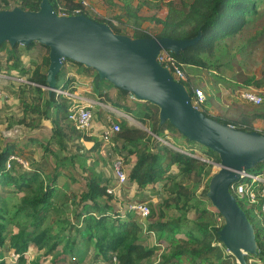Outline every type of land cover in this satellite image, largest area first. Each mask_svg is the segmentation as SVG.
<instances>
[{"label": "trees", "instance_id": "obj_1", "mask_svg": "<svg viewBox=\"0 0 264 264\" xmlns=\"http://www.w3.org/2000/svg\"><path fill=\"white\" fill-rule=\"evenodd\" d=\"M41 1L2 0L0 9L19 7L37 11ZM48 1L57 13L60 12L58 0ZM66 1L67 14L81 6V3ZM105 1L110 6L115 5V0ZM148 1L152 0H138L133 6V0H118L121 3L119 10L126 16L125 19L121 18V14L106 16L84 9L81 13L106 24L113 33L131 39L150 37L141 26L143 20H151L161 26L155 37L189 39L199 35L195 44L173 55L186 71H214L211 74L212 84H227L230 81L218 72V53H227V42L245 29L244 26L255 28L250 41H258L264 36V23L254 24L260 9L264 8V0H169L164 4L167 10L164 18L138 15L140 7L149 4ZM159 6L155 5L161 8ZM127 27L131 29L130 35L126 33ZM35 44L31 42L23 47L29 50ZM41 46L48 54L49 48ZM7 47L10 51L5 53V66L0 60V71L4 74L16 69L25 72L27 68L16 54L19 44L10 46L8 42H2L0 52ZM67 62L77 64L84 74L92 78L97 96L106 104L117 101L116 91L123 93L121 104L151 133L135 122L118 118L120 129L114 136V155H120L128 166L127 179L137 192L157 184L164 193L162 206L165 209L173 206L181 212L163 217L164 210L158 214L150 206L146 232L142 231L136 214L123 208L120 194L114 196L107 193L111 180H103L102 171L94 166L99 162L106 163L100 154L102 140L86 135L83 130L68 123L70 101L43 89L48 85L46 71L42 70V62L34 59L27 70L30 72L28 80L34 85L27 84L26 87L32 89L35 95L26 100V96L23 97L25 88L19 91L23 116L18 123L34 129L44 120L49 122L46 139L37 140L42 149L39 158L49 161V168L45 169L35 161L29 162V170L17 161H11L10 167H7L9 156L13 153L21 156L22 152L13 139L0 142V264H238L234 255L223 252V247L218 245L221 243L218 231L224 219L206 196L209 180L218 169L212 163L162 143L154 135L164 138L165 131L170 127L173 134H178L191 145H201L188 140L169 122L161 124L158 106L131 98L127 91L100 79L94 69L81 63L65 59L56 76V87L68 89L71 84V79H65L62 84L58 82L59 76L65 73ZM48 64L47 57L46 67ZM188 76L187 73V79L181 83L193 98V89L200 88L201 79ZM261 84L255 75H251L244 80L243 87H259ZM209 104L208 98H204L199 107L206 116L239 130H256L264 134L263 129L257 130L253 126L256 120L264 121V106L244 105L238 108L234 117L229 118L209 115L205 107ZM34 114L38 116L35 123L28 124L26 119ZM87 141L93 143L86 146ZM176 146L196 154L191 148ZM205 150L207 160L219 161L215 152ZM131 156L135 157L134 161H131ZM80 158L92 159V164L82 165L77 161ZM249 172H264V163L256 164ZM60 175L66 177L62 185L58 184ZM122 190L129 197L126 202L136 199V195L128 194L129 187L123 186ZM237 203L252 224L255 235L256 252L243 256L245 264H264V214L260 213L259 204L247 207L246 200L242 198ZM219 216L221 222L217 221ZM149 233L154 235L156 243L153 245L147 244ZM5 249L10 259H6Z\"/></svg>", "mask_w": 264, "mask_h": 264}, {"label": "water", "instance_id": "obj_2", "mask_svg": "<svg viewBox=\"0 0 264 264\" xmlns=\"http://www.w3.org/2000/svg\"><path fill=\"white\" fill-rule=\"evenodd\" d=\"M198 39L199 35L131 39L84 14L58 15L48 0H42L37 11L0 9V43L24 46L36 42L49 48L48 85L44 86L48 91L56 88V76L65 59L81 63L135 100L158 106L161 124L169 122L188 140L218 155V162L203 159L218 166L206 196L224 219L218 231L220 242L238 264H245L243 256L256 252L254 229L229 185L241 172L264 163V134L239 130L203 114L192 105L183 84L156 60L160 49L178 53Z\"/></svg>", "mask_w": 264, "mask_h": 264}, {"label": "rangeland", "instance_id": "obj_3", "mask_svg": "<svg viewBox=\"0 0 264 264\" xmlns=\"http://www.w3.org/2000/svg\"><path fill=\"white\" fill-rule=\"evenodd\" d=\"M138 0H133V6L137 4ZM169 0H152L148 1L149 4H143L139 11L138 15L149 17V16H156L159 18H164L167 10L166 6L164 5L165 2ZM90 2L93 5V12H96L100 15H106V16H114V15H122V19H125L126 16L121 13V10H119V6L121 5L118 0H115V5L110 6L106 3L105 0H90ZM0 4H2L0 2ZM161 8L155 7V5H159ZM159 6V7H160ZM120 12V13H119ZM264 23V8L260 9V13L258 15V18L255 20L254 24L259 25ZM142 28L149 34L150 36L154 37V35L158 34V32L161 29V26L154 21L151 20H143L141 24ZM245 29H243L239 34H237L233 39H230L227 42V53L225 52L224 55L222 53H218L220 58L219 61L216 62L218 66V72L222 74L225 78H228V83L226 82L219 83V84H212L211 74L214 72H208L207 70L200 69V70H194V71H185L188 73V77L191 79L193 78H200L201 84L200 88L204 93V97L208 98V102L210 103L208 106H205L206 109L211 106L214 108L216 114L215 116H228L229 118H232L237 113V110L239 107L237 106H244V105H250L242 103L243 100L236 98L235 94L231 95L229 93H226L223 97L220 98L219 95H221L219 88H223L226 90L230 89H239L244 88L243 82L245 79L250 77L251 75H255L256 79L260 80L262 82L261 85H259L258 88H264V36H262L258 41H250L251 36L255 32L254 27L250 26H244ZM127 35L131 34L130 27H127L126 30ZM9 47L6 48L4 52H0V60L3 66L4 64V57L5 53L7 54L9 52ZM24 53V59H21V62L24 66H26L27 70L31 65V61L34 59H39L42 62V70L47 71L46 67V60L48 57V54L45 50V48L41 45H36L34 48H31L29 50H26L22 45H19L18 49L16 50L17 55H21ZM27 54H29L27 56ZM30 59V60H29ZM185 68V67H184ZM21 72L16 70H12L9 72V74H4L2 71H0V91L1 96L5 99H10V103L1 104L0 102V142L3 143L7 140H15L18 143V149L21 150L23 156L24 151L27 153V157H22L25 159L28 163L31 162V158L34 157V161L38 162V164L42 165L46 168H49V161L40 159V154L42 153V149L39 146L37 140H44L47 137L48 134V125L49 122L47 120H44V123H41L38 125V128L31 129L27 127L26 125L19 124L18 120H20L23 116L22 113V107L20 105V96L19 91L22 88H25L26 94L23 95L26 96V100L29 99L30 96L35 95L33 90L29 87H26L27 84L25 82H19L16 78L22 77L26 80H28V77L30 75V72L28 71ZM186 70V69H185ZM58 82H61V76H59ZM210 83L213 86H210ZM34 85V84H30ZM105 85H108L105 83ZM186 88V87H185ZM46 89V88H43ZM186 90V89H185ZM236 91V90H235ZM6 94L10 95V98H6ZM85 96L92 99L93 106L91 108V111L93 113V123L92 128L86 133V135H93L96 136L99 139V128L106 125L107 116H110L115 121L119 118H125L126 120H129V122H133L132 119H129V117L133 118L134 115H131L125 107L121 104L124 100V96L120 98L119 101H116L114 104H106L104 100L99 99L97 96L95 89L93 88L91 92H86ZM22 97V98H23ZM224 98V99H222ZM232 99V100H229ZM245 102V101H244ZM247 103V102H246ZM5 104L7 107H5ZM236 104V107L234 105ZM264 106V103L259 105V107ZM233 107V108H232ZM121 112V113H120ZM123 113V114H122ZM124 114L128 115L129 117L124 116ZM133 116V117H132ZM38 118L36 114L32 115V118H27L26 122L28 124H34L35 119ZM34 119V120H33ZM136 125L142 126L147 133H151L147 128V126L143 125L141 122L135 120ZM69 123V122H68ZM70 124V123H69ZM147 127V128H146ZM18 130V131H17ZM264 130V129H263ZM10 132V135L4 136V133ZM165 137L172 143L176 145H182L184 148H191L196 154V156H200L205 158L204 156L208 157V154L206 153L205 148L190 144L188 141L183 139L178 134H173L171 132V128L168 127L167 131H165ZM18 136H21L19 138ZM18 137V138H17ZM32 140L31 145L27 146L28 143H30ZM36 140V141H35ZM25 141V142H24ZM93 142L87 141L85 142L86 146H90ZM172 147V146H171ZM177 147V146H176ZM51 148H54L51 147ZM180 148V146H178ZM175 149V148H174ZM17 152V151H16ZM101 156L105 159L106 163L99 162V163H93L96 167V170H101L103 173V180L109 179L111 180V183L114 181V170L112 167V161L114 155L113 149H109V145L105 146L102 145V150L100 151ZM29 156V157H28ZM134 156L131 157V161H134ZM80 164L88 166L92 164V159H78L77 160ZM124 168L126 170L128 169V166L124 163ZM213 166L218 169V166L216 164H213ZM30 167V165H29ZM66 177L64 175H60L58 178V184L62 185V183H65ZM130 188V191L128 192L129 195H136L137 201H143L146 202L149 206L154 208L157 213L159 214L161 210H164L163 217L170 216V215H176L179 214L181 211L179 209L173 208V206L164 208L161 204V197L164 196V193L160 189V187L156 184L154 187L148 186L145 190L137 192L134 189V185L131 184L128 179L124 187ZM70 188H74L73 186H69ZM231 194L235 196L237 200H239V197L234 193L233 190H230ZM122 198L123 204L126 203V200L129 199V197H126L127 192L125 190L118 192ZM247 207L250 205H246ZM161 208V209H160ZM142 226V231L146 232V218L145 219H139L138 220ZM156 242H154V235L153 233H149L147 237V244L153 245ZM218 245L222 248L223 252L230 253L221 243H218ZM6 254V259H10V255H8L7 249L4 250ZM46 264H49L47 262ZM102 264V263H100Z\"/></svg>", "mask_w": 264, "mask_h": 264}, {"label": "built area", "instance_id": "obj_4", "mask_svg": "<svg viewBox=\"0 0 264 264\" xmlns=\"http://www.w3.org/2000/svg\"><path fill=\"white\" fill-rule=\"evenodd\" d=\"M1 1L2 0H0V2ZM66 2V0H58L57 7L60 11L58 13L56 12L58 15L83 14L81 13L83 9L94 11L93 6H91L89 0H72V2L74 3H81V6L71 9V14H67L69 11L66 7ZM156 60L162 67L166 68L169 71L174 80L182 82L187 79V73L185 72L186 70L184 68V65L175 58L172 51L168 49H160ZM16 79L19 82L32 84L29 80H26L22 77H17ZM53 92H55L57 95L59 94L66 97L70 101V106L67 110V121L76 129L83 130L87 133L92 128L93 123V113L91 111V108L93 106L92 99L79 96L74 91H69L68 89H63L62 87L54 88ZM193 94L194 97L191 98V103L195 108L199 109L201 102L205 98L204 93L201 88H194ZM234 94L236 98H239L245 102L251 103L256 106H259L264 103V88H258L257 86H249L239 88L234 92ZM129 96L133 98L132 94L130 93ZM124 116L129 117L126 114H124ZM129 119L132 118L129 117ZM132 121L135 122L133 119ZM106 122V125L100 128V133L98 136L99 139L102 140L103 144L105 146L109 145V149L112 150L114 149V136L119 131L120 126L118 122L110 116H107ZM10 134V132H5L4 136ZM154 137H156L162 143L172 146L176 150H180L194 157L206 159L203 157L196 156L195 154H191L189 151L181 150L180 148L171 145L170 143H168L166 137L162 138L157 135H154ZM11 161H17L25 169H30L29 163L21 156H18L16 153H13L9 156L6 164L7 167H10ZM111 164L114 170V181L108 185L106 191L108 194L118 196V192L127 182V170L126 168H124L125 166L123 163V158L118 154L113 157V161ZM229 190H233L239 198L245 199L246 203L250 206L259 204V211L261 214H264V172H241L238 180L229 185ZM123 208L126 210L133 211L139 219H147L150 214V206L143 201H128L123 204ZM217 221L221 222L222 218L220 216L217 217Z\"/></svg>", "mask_w": 264, "mask_h": 264}, {"label": "crops", "instance_id": "obj_5", "mask_svg": "<svg viewBox=\"0 0 264 264\" xmlns=\"http://www.w3.org/2000/svg\"><path fill=\"white\" fill-rule=\"evenodd\" d=\"M36 45H40V44H38V43H36L35 44V46ZM23 46V45H22ZM34 46V47H35ZM33 47V48H34ZM29 54H27V56H28ZM30 56V55H29ZM20 58L23 60L24 59V53H22L21 55H20ZM30 60V59H29ZM65 73L64 74H62V76H61V84H62V82H64L65 81V79H71V84H70V86H69V88L68 89H71L72 91H74L76 94H78L79 96H82V97H87V96H85V93L86 92H91V90L93 89V85H92V78L91 77H89V76H87L86 74H84L83 72H82V68L80 67V66H78L77 64H75V63H73V62H67L66 64H65V71H64ZM235 90H237V89H230L229 91L228 90H226V89H223V88H219V91H220V93H221V95H219L220 96V98L221 97H223L224 95H226V93H229L230 94V96L233 94L234 95V92H235ZM116 96H117V98H116V100L117 101H119L120 100V98L121 97H123L124 95H123V93L121 92V91H116ZM6 98H10V95H7L6 94ZM88 98V97H87ZM124 98V97H123ZM4 99V97L3 96H0V102H1V104L3 103V100ZM222 99H224V98H222ZM3 100V101H2ZM10 99H5V101H4V103H6V104H9L10 103V101H9ZM229 100H232V99H229ZM3 103V104H4ZM242 103H245V104H250V103H246V102H244V101H242ZM6 104H5V107H7L6 106ZM246 106V105H245ZM237 107H239V108H242V106H237ZM207 113L209 114V115H211V116H215V114H216V112H215V110H214V108L213 107H211V106H209L208 108H207ZM133 119V118H132ZM253 126H254V128L255 129H257V130H260V129H264V121H262V120H256L254 123H253ZM101 128V127H100ZM99 128V129H100ZM18 131V130H17ZM5 134V133H4ZM19 138H21V136H18ZM17 137V138H18ZM18 141V140H17ZM25 142V141H24ZM29 145H31V143H28L27 144V146H29ZM53 149V148H52ZM23 156L24 157H27V153L24 151V153H23ZM29 157V156H28ZM132 157V156H131ZM135 158V157H134ZM31 160L32 161H34V157H32L31 158ZM129 187V186H128ZM134 187V186H133Z\"/></svg>", "mask_w": 264, "mask_h": 264}, {"label": "bare ground", "instance_id": "obj_6", "mask_svg": "<svg viewBox=\"0 0 264 264\" xmlns=\"http://www.w3.org/2000/svg\"><path fill=\"white\" fill-rule=\"evenodd\" d=\"M242 251V250H241ZM243 253V252H242Z\"/></svg>", "mask_w": 264, "mask_h": 264}]
</instances>
